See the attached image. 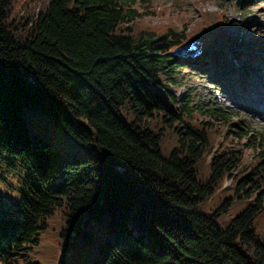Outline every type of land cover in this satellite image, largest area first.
Masks as SVG:
<instances>
[{"label": "trees", "instance_id": "16d2710c", "mask_svg": "<svg viewBox=\"0 0 264 264\" xmlns=\"http://www.w3.org/2000/svg\"><path fill=\"white\" fill-rule=\"evenodd\" d=\"M147 4L0 0V264H264V133L186 84L225 29Z\"/></svg>", "mask_w": 264, "mask_h": 264}, {"label": "rangeland", "instance_id": "374dc122", "mask_svg": "<svg viewBox=\"0 0 264 264\" xmlns=\"http://www.w3.org/2000/svg\"><path fill=\"white\" fill-rule=\"evenodd\" d=\"M9 20H26L29 21L36 15L40 10L44 9L48 0H9ZM147 1L146 10L147 12L151 10H156L161 12L162 17L152 16L146 14L143 21L150 26L164 25L167 24L168 15H173L175 13H180L186 17H193V19H201L202 16L198 13H207L208 19H214V14L216 12H222L226 14L224 21H212L208 26H201L200 29L194 31L192 36H200L205 30H213L218 26H222L226 29L229 39L226 41L227 49L229 51L226 54L239 53L238 51L242 48L249 49V47H255L256 40L264 43V29L260 26H264V0H252L248 5L247 1L241 6L235 3V0H145ZM136 8H143L144 4L141 2H135L133 4ZM164 9V10H163ZM174 28H182L181 22L175 20L171 21ZM194 21L190 22L193 25ZM246 26V27H244ZM243 28V29H242ZM185 31L187 29L184 28ZM243 37L242 41H239ZM189 47L195 50L191 44ZM256 48V47H255ZM216 51L218 53H223L224 49L218 48ZM237 57V56H236ZM239 61L236 63L237 68L242 70V62L244 61L248 66L249 62L245 61V58L239 54ZM257 65H255L256 67ZM232 67V66H231ZM224 71V70H223ZM222 71V72H223ZM179 80L180 76L176 75ZM218 74L211 72L210 76L207 73H202L200 75H191L188 79V86H191L193 93L199 99V103H209L214 107L227 111L228 113L234 115L235 118L239 117V124L245 125L249 124L251 127L258 131L264 133V120L260 121L253 114L247 113L243 109L231 103L229 100L225 99V96L220 92V84L223 81L215 82V78ZM210 77V78H209ZM215 77V78H213ZM177 95H181L185 91V87L177 86L175 87ZM221 95V96H220ZM221 98V99H220ZM219 100V101H217ZM248 151V150H247ZM231 181L229 178H225L222 183L223 187H228ZM263 223L260 221L259 228H262Z\"/></svg>", "mask_w": 264, "mask_h": 264}, {"label": "bare ground", "instance_id": "6f19581e", "mask_svg": "<svg viewBox=\"0 0 264 264\" xmlns=\"http://www.w3.org/2000/svg\"><path fill=\"white\" fill-rule=\"evenodd\" d=\"M250 2H252V0H248L246 5ZM220 13L221 12H216L214 14L215 17L213 21H216V15ZM261 18L264 17L262 16ZM260 26L264 29L262 24H260ZM220 28L224 27L218 26L216 29L208 31L215 34ZM225 33L226 35L223 42L217 43L214 47L201 50L204 55H207V51H212L217 59V62L213 61L214 63L210 62L207 64V74L209 76L211 72L218 74L216 78H213H215V82L218 83L219 81H223V84H220V92L225 96L226 100H229L240 109L253 114V117L256 116L262 121L264 120V43L256 40V48L253 46L249 47V49L242 48L238 51L239 53H236V55L231 51L226 54L225 52L229 51L226 45V41L229 39L226 29ZM242 40L243 37H241L239 41ZM218 48L224 49V52L218 53V51H216ZM196 49L190 51L188 54L191 55L197 52ZM239 54L245 58L246 62H249L250 66L243 61L241 67L242 70L237 68L236 63L239 61ZM255 65L257 66L255 67ZM214 66L216 69L212 68ZM186 84H188V81Z\"/></svg>", "mask_w": 264, "mask_h": 264}, {"label": "water", "instance_id": "95a60500", "mask_svg": "<svg viewBox=\"0 0 264 264\" xmlns=\"http://www.w3.org/2000/svg\"><path fill=\"white\" fill-rule=\"evenodd\" d=\"M244 1L246 0H235L237 5H241ZM190 51H193V49H191L189 47V45H184L181 47H177L173 50V53L179 56H185L186 54H188ZM190 55V54H189ZM192 55V54H191Z\"/></svg>", "mask_w": 264, "mask_h": 264}]
</instances>
